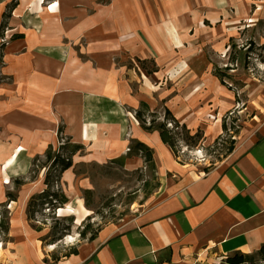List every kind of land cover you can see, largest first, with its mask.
Listing matches in <instances>:
<instances>
[{
    "label": "crops",
    "instance_id": "obj_1",
    "mask_svg": "<svg viewBox=\"0 0 264 264\" xmlns=\"http://www.w3.org/2000/svg\"><path fill=\"white\" fill-rule=\"evenodd\" d=\"M84 1L69 0L74 18L71 24H63V31L53 32L56 36L34 37L26 53L19 51L25 47L19 43L5 49V60L14 81L0 84V209L2 204L10 205L11 212L8 234L0 233V264H219L238 253L258 252L264 246V97L259 107H251L257 112L245 128L244 139L223 161L212 168L180 163L173 150L162 142L159 132L145 131L138 121L127 123L119 105L129 104L134 113L144 102L154 112L165 101V106L182 125L191 130H204L208 139L223 132L220 119L215 124H202L198 116L201 113L203 118L208 110L200 105L192 113L190 94L181 93L177 97L183 102L181 111L175 110L174 96L165 91L164 82H155L159 88L154 90L149 87V79L143 80L141 90L134 96L129 95L118 74L120 70L115 69L112 61V51L116 48L110 39L132 31L137 20L135 13L140 15L142 5L137 0L129 3L118 0L108 18L104 7L90 15L88 12L94 8L95 0ZM30 2L0 0V29L3 24L8 28L11 20L16 26ZM183 3L184 0H178L176 5ZM57 6L51 10L57 12ZM156 7L150 16L152 28H160L169 17L167 4L157 0ZM161 9L163 16L159 13ZM77 14L86 18L81 24L76 20ZM48 17L50 24L55 25L54 15ZM109 25L113 26L111 31ZM44 31L51 32L50 28ZM66 32L73 38L81 34L96 35L98 41L87 49L90 63L96 69L88 62H80L74 51L60 41ZM3 33L0 32L2 38ZM15 36L19 37L13 39ZM22 39H25L23 33L11 36L13 42ZM63 49L67 51L66 57ZM154 52L145 57L158 64L159 71L151 76L166 78L165 74H159L167 62L161 61V54ZM32 61L36 67L27 73L16 68L30 65ZM223 95L225 98L220 96L221 101L215 107L220 116L235 105L230 93ZM197 97L203 98L200 93ZM61 127L64 137L83 147L72 159L75 165H105L124 158V170L137 171L146 166L143 158L129 157L130 143L138 141L148 146L154 153L160 187L137 212L103 228L94 241L81 244L77 255L54 263L47 260L41 231L28 218L31 198L45 190V174L18 190L14 181L29 176L36 156H43L51 145L58 146ZM61 181L63 186L75 190L80 180L71 168ZM78 187L89 190L84 182ZM9 192L17 195V201L8 202Z\"/></svg>",
    "mask_w": 264,
    "mask_h": 264
},
{
    "label": "rangeland",
    "instance_id": "obj_2",
    "mask_svg": "<svg viewBox=\"0 0 264 264\" xmlns=\"http://www.w3.org/2000/svg\"><path fill=\"white\" fill-rule=\"evenodd\" d=\"M15 1L19 2L13 0ZM117 1L95 0L94 8L88 13L92 15L97 8L104 7L107 17L111 18L113 6ZM156 1L137 0L142 5V11L140 17L135 13L137 20L132 31L123 32L110 39L116 48L112 51V61L115 69L120 70L118 74H121V80L129 95L134 96L141 90L144 86L143 80L149 79V87H154V90L159 88L155 82H164L165 91L174 96L175 110L180 112L183 102L177 97L181 93L190 94L188 102L191 103L192 113H195L200 105L208 110V114L203 118V114L197 115L202 124H215L217 119H220L223 132L213 139H208L204 130H191L187 125H182L181 120L165 106V101L160 102L154 111L158 124L164 123L173 132L176 139L174 155L180 163L204 164V168H212L231 153L230 147L235 148L244 139L245 128L251 124L254 113L257 112L251 107H259L264 97V0H184L185 3L179 7L176 5L178 0H160V3L169 7V17L165 18V24H160V28H152L150 16L157 10ZM127 2L129 3V0ZM55 5H58L57 12L51 10ZM28 6L16 26H13L16 22L11 20L8 28L1 29L4 37L0 36V84H11L14 81V76L10 75L11 67L7 65L4 55L9 45L24 44V49L19 51L26 53L30 48L28 45L35 41L34 37L47 34L54 37L56 35L53 32H59V29H63V24H71L70 20L74 18L69 0H31ZM159 13L163 16L162 9ZM50 14L54 15L52 19L56 26L50 24ZM83 16H76L80 24L86 19ZM157 21L160 22L159 19ZM46 28H50L51 32H45ZM114 28L118 29L116 26ZM109 29L111 31L113 26L109 25ZM14 33H23L25 39L13 42L11 36ZM61 36L60 41L74 51L80 62H88L91 68L96 69L87 56V49L98 41L96 35L91 37L81 34L73 38L66 32ZM231 39H234L236 49H230ZM157 46L159 50H156ZM163 46H166L168 51L162 48ZM153 50L161 54V61L167 62H164L165 65L162 70L160 68L159 74H165L166 78L161 79L157 75L149 74L154 68L159 71L157 62L155 64L145 58L147 54L155 53ZM62 51L66 57L67 51ZM35 65L32 61L30 65L16 68L27 73L34 69ZM227 67L231 69L226 71ZM216 68L230 76L229 79L226 78L225 83L216 77ZM197 93L202 94L203 98L198 99ZM229 93L234 98L235 105L220 116L215 107L221 101L219 97L224 99L223 94ZM217 94L220 95L215 97ZM119 106L124 110L127 123L138 121L129 104ZM166 110H169L171 115L167 114ZM72 168L80 180L77 181L75 190L61 184V192L69 199V203L52 208L51 211L41 212V215L36 217L38 222H33V226L42 229L41 242L49 262L56 263V258L61 261L72 248L79 249L81 244L88 242L92 233H97L137 212L158 189L156 186L160 183L156 171L153 172L147 167L131 172L124 170L123 166L117 163L109 162L105 165L73 164ZM42 174H46V169L40 170L38 178H41ZM81 182L87 184L88 191L79 189ZM79 201H82L89 215L80 223H76L74 213ZM9 207L10 205H6L1 208L0 214L7 212L9 218ZM89 228L90 232L84 240L81 233ZM51 246L53 248H50ZM227 261L225 258L219 264H227ZM253 264H264V258L256 256Z\"/></svg>",
    "mask_w": 264,
    "mask_h": 264
},
{
    "label": "trees",
    "instance_id": "obj_3",
    "mask_svg": "<svg viewBox=\"0 0 264 264\" xmlns=\"http://www.w3.org/2000/svg\"><path fill=\"white\" fill-rule=\"evenodd\" d=\"M8 17L4 15V18ZM3 24L1 29L4 28ZM0 29V30H1ZM19 36H15L13 39H16ZM230 49H236V44L234 43V39L230 40ZM252 47V45H251ZM231 68L227 67V70ZM157 72V69L154 68L149 72V74H153ZM216 77L222 82L225 83L226 78L229 79L230 76L225 74V71L215 69ZM166 113L171 115L169 110H166ZM135 118L139 121L141 127L147 132H159L161 140L164 144L168 145L174 153L176 147V139L171 130L164 124H158L157 114L155 112H151L149 106L146 103H141L139 109L134 111ZM184 128V126H183ZM58 146L54 148L52 145L46 150L43 156H36L32 160L31 170L29 176L27 178L17 179L14 181V185L16 190L20 189L24 186L28 181L34 182L37 180L40 170L46 169L45 174V190L36 196H33L28 204V218L32 222H38L37 216L41 215V212H45V210L51 211L52 208H59L63 205L69 203V199L63 194L61 184H62V176L63 174L72 168L73 166V157L80 151L83 150V147L80 145H76L71 143L70 139H67L63 136V128L61 127L58 132ZM191 140H194L193 137H190ZM234 147H230L229 152H232ZM153 150L148 146L144 145L138 141H131L130 143V153L129 157H141L144 159L145 165L147 169L155 172L156 167L153 159ZM124 158L114 160L112 163H117L120 166H124ZM41 163V165H38ZM160 187V183L157 184L156 188ZM8 202L17 201V195L14 193L7 194ZM1 207H6V204H2ZM62 209V208H61ZM60 209V210H61ZM59 211V209H58ZM7 212H4L3 215L0 214V233L2 236H5L9 232V222L7 218ZM37 220V221H36ZM34 228L37 231H42L41 228ZM101 231V230H100ZM92 233L88 241H94L100 232ZM90 232V228L88 230H84L81 233V237L85 240L87 234ZM78 254V248H72L70 252L65 257H70L72 255ZM260 256L264 258V246L256 253L253 254H235L234 256L227 258V264H253L255 262V257ZM55 261H59L54 259Z\"/></svg>",
    "mask_w": 264,
    "mask_h": 264
},
{
    "label": "bare ground",
    "instance_id": "obj_4",
    "mask_svg": "<svg viewBox=\"0 0 264 264\" xmlns=\"http://www.w3.org/2000/svg\"><path fill=\"white\" fill-rule=\"evenodd\" d=\"M209 134V133H208ZM68 206V205H67ZM87 210L80 204V208L76 209V218H77V222L76 223H80V221L83 220L84 218V213H86ZM89 215V212L86 213V216ZM85 219V218H84ZM50 248H53V246H51Z\"/></svg>",
    "mask_w": 264,
    "mask_h": 264
}]
</instances>
